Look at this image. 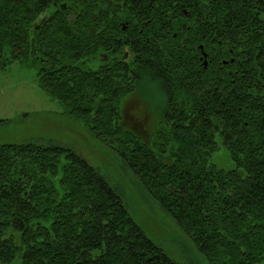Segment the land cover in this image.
Instances as JSON below:
<instances>
[{
  "label": "trees",
  "instance_id": "1",
  "mask_svg": "<svg viewBox=\"0 0 264 264\" xmlns=\"http://www.w3.org/2000/svg\"><path fill=\"white\" fill-rule=\"evenodd\" d=\"M14 61L36 68L204 264H264V0H0V70ZM132 95L157 120L146 138L123 122ZM217 134L233 168L210 159ZM0 264L183 263L96 167L25 141L0 144Z\"/></svg>",
  "mask_w": 264,
  "mask_h": 264
},
{
  "label": "rangeland",
  "instance_id": "2",
  "mask_svg": "<svg viewBox=\"0 0 264 264\" xmlns=\"http://www.w3.org/2000/svg\"><path fill=\"white\" fill-rule=\"evenodd\" d=\"M49 11L35 22L42 23ZM127 61L132 55L126 49ZM102 59L89 62L98 67ZM99 60V61H98ZM124 124L142 135L150 136L156 129V119L138 96H127L123 102ZM0 144L37 141L65 146L96 167L123 197L126 208L146 235L171 258L183 264H204L194 245L177 227L157 201L137 182L132 172L115 158L112 150L97 141L83 124L67 113V109L49 96L39 85L35 67L14 61L0 70ZM217 149L211 161L221 169L234 167L220 136L215 135Z\"/></svg>",
  "mask_w": 264,
  "mask_h": 264
},
{
  "label": "flooded vegetation",
  "instance_id": "3",
  "mask_svg": "<svg viewBox=\"0 0 264 264\" xmlns=\"http://www.w3.org/2000/svg\"><path fill=\"white\" fill-rule=\"evenodd\" d=\"M126 54H124V56H125Z\"/></svg>",
  "mask_w": 264,
  "mask_h": 264
}]
</instances>
